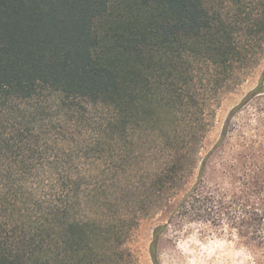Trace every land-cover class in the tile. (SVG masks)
Listing matches in <instances>:
<instances>
[{"label": "trees", "instance_id": "1", "mask_svg": "<svg viewBox=\"0 0 264 264\" xmlns=\"http://www.w3.org/2000/svg\"><path fill=\"white\" fill-rule=\"evenodd\" d=\"M263 54L264 0H0V264H139L140 218L197 164L170 224L219 227L264 264V165L221 189L199 157ZM263 97L264 72L208 158Z\"/></svg>", "mask_w": 264, "mask_h": 264}, {"label": "rangeland", "instance_id": "2", "mask_svg": "<svg viewBox=\"0 0 264 264\" xmlns=\"http://www.w3.org/2000/svg\"><path fill=\"white\" fill-rule=\"evenodd\" d=\"M258 64L249 68L244 82L228 88L212 107L213 126L207 135L200 158L208 160L206 182L214 188L230 189L236 186V177L242 171H250L264 165V120L261 122L258 106L264 113V97L243 108L231 125L230 138L213 155L209 156L221 138L225 123L233 108L239 106L247 94L255 89L264 72V54ZM214 111V112H213ZM254 148V149H252ZM253 151V152H251ZM242 164H244L242 166ZM198 166V167H197ZM189 174L178 191L163 201L161 210L143 216L133 232L129 247L139 264H154L150 248L156 228L168 225L160 243L161 264H254L253 252H246L235 237L221 232L219 227L209 224H170V217L183 197L202 176L200 164ZM242 167L245 169L243 170ZM242 170V171H241ZM224 233V234H223Z\"/></svg>", "mask_w": 264, "mask_h": 264}]
</instances>
